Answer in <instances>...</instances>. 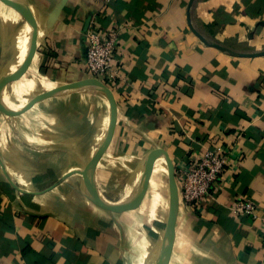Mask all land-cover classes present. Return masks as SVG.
Segmentation results:
<instances>
[{"label":"crops","instance_id":"obj_1","mask_svg":"<svg viewBox=\"0 0 264 264\" xmlns=\"http://www.w3.org/2000/svg\"><path fill=\"white\" fill-rule=\"evenodd\" d=\"M22 1L36 39L5 84L17 102L87 78L89 30L118 35L108 86L115 129L87 178L97 193L130 198L150 150L169 156L176 180L183 162L224 145L228 163L209 194L195 208L179 202L167 264H264V55H230L190 28L239 52L264 50V0H193L190 24V0ZM27 25L0 0V72L17 59ZM109 122L107 96L90 87L0 110V264H157L169 212L161 156L133 205L111 210L86 196L81 172ZM241 198L254 202L257 219L230 212Z\"/></svg>","mask_w":264,"mask_h":264},{"label":"water","instance_id":"obj_2","mask_svg":"<svg viewBox=\"0 0 264 264\" xmlns=\"http://www.w3.org/2000/svg\"><path fill=\"white\" fill-rule=\"evenodd\" d=\"M5 1L13 5L25 18L29 26V38H28L27 52L25 56L23 57V59L20 62L15 60L12 64H10L8 67H6L4 70L0 72V110L5 113H10V114L16 113L41 99H44L46 97H49L59 92L70 90V89L90 87V88H95V89H98L104 92L110 104V122H109L108 130L106 132L103 142L100 144V146L98 147V149L96 150L92 158L86 164L84 170L81 172V180H82L85 192H86V196L93 203L103 208H107L111 210H121L123 208L133 205L141 198V196L143 195L145 191L146 174L150 167V164L152 163L155 157L161 156L164 159L167 165V169H168L169 212H168V220H167V227H166L167 228L166 239H165V242L162 248L161 256L157 264H167L169 256H170V252L172 249L173 241H174L175 222H176V217H177L178 207H179V190H178L177 182L175 180V168H174L173 162L171 161V159L169 158L167 154H165L164 152L160 150L148 151L143 156L142 161H141V168H140V173H139V183H138L137 189L135 190L134 194L127 200L120 202V203H113V202H109L108 200L103 199L94 189V187H92V185L88 182L87 178L89 176V173L92 167L96 164L98 159L101 157V155L107 148L113 136L116 117H117V106H116V102L113 97L112 91L105 83H103L99 79L93 78V77H87L81 80L58 85L50 90H46L37 95L31 96L30 98H28L27 102H25V104H23L19 109H12V108L7 107L2 101L3 84L7 79L12 80L15 74L21 71V69L24 67L25 63L27 62L29 56L34 51L35 39H36V23H35V20L33 18V15L29 7L27 6L25 2H23L22 0H5ZM192 2L193 0H190L188 3V7H187V19H188L189 24H190L189 9H190ZM190 28L205 45L215 47L219 49L220 51L228 53L230 55L242 56V57H256V56L264 55V50L250 52V53H244V52L233 50L225 45L213 42L203 37L196 30H194L191 25H190Z\"/></svg>","mask_w":264,"mask_h":264},{"label":"built area","instance_id":"obj_3","mask_svg":"<svg viewBox=\"0 0 264 264\" xmlns=\"http://www.w3.org/2000/svg\"><path fill=\"white\" fill-rule=\"evenodd\" d=\"M118 50V35L115 31L102 33L94 28L88 31L84 71L87 77L97 78L107 86H112L116 71L114 69ZM228 148L218 144L196 157L183 162L176 171L179 202L195 208L208 194L209 190L228 163ZM233 215H249L258 218V209L253 201L241 198L230 206ZM264 231V220H263Z\"/></svg>","mask_w":264,"mask_h":264},{"label":"bare ground","instance_id":"obj_4","mask_svg":"<svg viewBox=\"0 0 264 264\" xmlns=\"http://www.w3.org/2000/svg\"><path fill=\"white\" fill-rule=\"evenodd\" d=\"M27 31H28L27 32V35L24 37L22 43L18 47V57L16 59L18 62L21 59L22 55L27 52L28 38H29V26L28 25H27ZM7 80L3 84L2 95L8 100V102L5 103L4 100H3V98H2V101L9 108L19 109L23 104H25V102H27V100H25L23 102H17V101H15V99L9 93H7L5 91V84H6ZM160 164H162V163H160Z\"/></svg>","mask_w":264,"mask_h":264},{"label":"rangeland","instance_id":"obj_5","mask_svg":"<svg viewBox=\"0 0 264 264\" xmlns=\"http://www.w3.org/2000/svg\"><path fill=\"white\" fill-rule=\"evenodd\" d=\"M228 47V46H227ZM235 50V49H234Z\"/></svg>","mask_w":264,"mask_h":264}]
</instances>
